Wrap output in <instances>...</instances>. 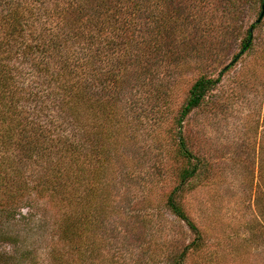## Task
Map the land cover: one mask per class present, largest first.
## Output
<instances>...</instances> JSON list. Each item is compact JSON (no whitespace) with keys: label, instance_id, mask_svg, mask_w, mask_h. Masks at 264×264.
Segmentation results:
<instances>
[{"label":"trees","instance_id":"trees-1","mask_svg":"<svg viewBox=\"0 0 264 264\" xmlns=\"http://www.w3.org/2000/svg\"><path fill=\"white\" fill-rule=\"evenodd\" d=\"M232 1L237 0H228L230 8ZM192 35L193 0H0V213L15 216L36 201L46 203L57 229L49 264H145L139 248L146 250L150 242L137 229L151 220L139 211L129 216L133 228L123 232L110 214L117 205L104 199L139 184L146 156L133 120L150 119L159 106L151 101L152 111L141 109L129 121L115 95L151 83L146 75L157 64L178 68L176 57L193 49ZM251 36L249 30L246 49ZM231 65L218 77L202 74L195 80L169 129L180 167L165 206L195 239L170 254L167 264H185L189 249L198 250L202 240L180 200L205 164L190 149L184 121ZM115 131L128 138L119 143ZM37 158L46 165L34 181L25 166ZM153 170L147 175L152 184ZM113 241L120 245L108 253Z\"/></svg>","mask_w":264,"mask_h":264},{"label":"rangeland","instance_id":"rangeland-1","mask_svg":"<svg viewBox=\"0 0 264 264\" xmlns=\"http://www.w3.org/2000/svg\"><path fill=\"white\" fill-rule=\"evenodd\" d=\"M262 2L237 0L230 8L228 0H193V49L176 57L178 68L156 63L159 68L146 75L151 83L144 88L127 86L115 95L126 106L129 121L138 118L141 109L159 106L157 115L151 114L157 121L152 116L142 123L133 120L141 154L146 156L138 172L139 184L130 192L125 188V195L104 199L117 205L118 211L107 210L123 232L133 228L132 214L142 211L145 220H151L137 229L150 242L146 250L139 248L145 264H167L170 254L195 239L188 225L165 206L180 167L169 129L195 80L202 74L218 77L230 64L218 86L183 125L190 149L205 161L180 198L202 232L200 248L189 249L185 264H264V18L256 22ZM251 29V46L246 49L243 42ZM114 134L119 143L128 138L124 132ZM37 160L25 166L34 181L46 165ZM158 164L161 176L156 173ZM151 167L156 175L153 184L147 180ZM42 203L22 207L15 216L0 213V264L50 263L49 252L57 241L56 219ZM130 242L134 245L136 238ZM118 245L113 241L108 253Z\"/></svg>","mask_w":264,"mask_h":264},{"label":"water","instance_id":"water-1","mask_svg":"<svg viewBox=\"0 0 264 264\" xmlns=\"http://www.w3.org/2000/svg\"><path fill=\"white\" fill-rule=\"evenodd\" d=\"M263 18H264V0L262 2V9H261L260 16H259V18L257 19L256 22L259 23ZM251 31H252V29H251Z\"/></svg>","mask_w":264,"mask_h":264}]
</instances>
